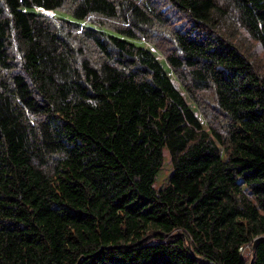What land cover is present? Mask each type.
Instances as JSON below:
<instances>
[{
    "label": "trees",
    "instance_id": "trees-1",
    "mask_svg": "<svg viewBox=\"0 0 264 264\" xmlns=\"http://www.w3.org/2000/svg\"><path fill=\"white\" fill-rule=\"evenodd\" d=\"M258 235L264 0H0V264H264Z\"/></svg>",
    "mask_w": 264,
    "mask_h": 264
},
{
    "label": "rangeland",
    "instance_id": "rangeland-1",
    "mask_svg": "<svg viewBox=\"0 0 264 264\" xmlns=\"http://www.w3.org/2000/svg\"><path fill=\"white\" fill-rule=\"evenodd\" d=\"M31 9L36 10L40 13H46V14H51V15H55V16H60V17L67 18V19H75L76 20V18H74L70 13H68L64 10H61V9H56V8L46 9V8H43L40 6L31 7ZM85 23L88 25L100 28V29H102L108 33L118 34L117 32H115V31H113L107 27L100 26V25H97L95 23H91V22H87V21H85ZM125 38L133 41L134 43H136L138 45L151 48V44L143 38H132V37H128V36H125ZM153 51H154L155 55L157 56L159 62L161 63L162 67L169 74V76L173 79V81L178 86H181L180 83L177 81L175 75L171 71L170 67L168 66L163 55L156 49H153ZM191 106L194 108L192 103H191ZM170 170H171V163H170L169 153H168L167 147L164 145L163 146L162 162H161L159 168L157 169V171L155 172L154 178L152 180V184L155 187H160V186L166 184ZM245 254H247V253H245Z\"/></svg>",
    "mask_w": 264,
    "mask_h": 264
},
{
    "label": "built area",
    "instance_id": "built-area-1",
    "mask_svg": "<svg viewBox=\"0 0 264 264\" xmlns=\"http://www.w3.org/2000/svg\"><path fill=\"white\" fill-rule=\"evenodd\" d=\"M241 249H242V251H243L244 253H247V252H248L247 245H245V246L242 247Z\"/></svg>",
    "mask_w": 264,
    "mask_h": 264
},
{
    "label": "water",
    "instance_id": "water-1",
    "mask_svg": "<svg viewBox=\"0 0 264 264\" xmlns=\"http://www.w3.org/2000/svg\"><path fill=\"white\" fill-rule=\"evenodd\" d=\"M262 236H264V235H258V236H256V237H254V240H256V239H258L259 237H262ZM251 247H253V245H252ZM252 255H253V254H252ZM252 255H251V259H252Z\"/></svg>",
    "mask_w": 264,
    "mask_h": 264
}]
</instances>
